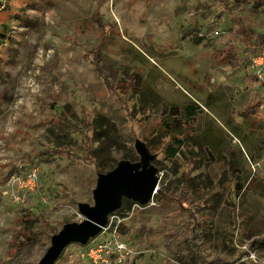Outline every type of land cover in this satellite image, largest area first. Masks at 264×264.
Returning a JSON list of instances; mask_svg holds the SVG:
<instances>
[{"label": "rangeland", "instance_id": "374dc122", "mask_svg": "<svg viewBox=\"0 0 264 264\" xmlns=\"http://www.w3.org/2000/svg\"><path fill=\"white\" fill-rule=\"evenodd\" d=\"M247 1L0 0V264H37L99 173L140 162L137 143L163 191L109 214L99 239L126 249L108 264H264V83L255 46L220 53L235 16L262 33ZM30 170L21 200L12 176ZM78 250L54 264H89Z\"/></svg>", "mask_w": 264, "mask_h": 264}, {"label": "water", "instance_id": "95a60500", "mask_svg": "<svg viewBox=\"0 0 264 264\" xmlns=\"http://www.w3.org/2000/svg\"><path fill=\"white\" fill-rule=\"evenodd\" d=\"M136 149L140 162L121 160L106 173H99L93 191L94 205H80L85 219L79 223H67L51 236L50 246L37 264H54L69 244H85L96 236L107 223L109 214L116 211L124 198L139 205L147 204L158 192L157 169L150 164L153 156L142 144Z\"/></svg>", "mask_w": 264, "mask_h": 264}, {"label": "built area", "instance_id": "2783aa9c", "mask_svg": "<svg viewBox=\"0 0 264 264\" xmlns=\"http://www.w3.org/2000/svg\"><path fill=\"white\" fill-rule=\"evenodd\" d=\"M262 35L264 36V29L262 30ZM248 68L257 81L264 83V41L258 51L249 57ZM251 166L255 167L254 164ZM12 178L16 180L18 190L21 191L18 196L21 200H24L38 188L39 178L36 170L26 171L21 176L13 175ZM152 203L153 198L147 204ZM109 225L108 216L107 223L101 227L100 232L96 236L90 238L85 244L76 243L79 247V255L88 261L89 264H108L110 255L113 253L118 257L117 261H120L123 257V252L126 249L124 243L115 240L112 248H110L105 241L99 239L102 234L108 231Z\"/></svg>", "mask_w": 264, "mask_h": 264}, {"label": "trees", "instance_id": "16d2710c", "mask_svg": "<svg viewBox=\"0 0 264 264\" xmlns=\"http://www.w3.org/2000/svg\"><path fill=\"white\" fill-rule=\"evenodd\" d=\"M223 1V0H221ZM247 4H249V8L255 10L256 8H259V6L264 5V0H249L247 1ZM1 2H0V6H1ZM224 12V11H222ZM233 21V28L230 29L229 34H228V40H227V45L224 46L222 52L223 56L226 57V59H230V51L233 52V57L234 60L237 62V58L238 55L236 56V52L240 53V48L242 47V44H244L243 46L245 47V49L249 50V46H251V44L253 46H255L252 50V53L255 54L258 49L261 47L263 41H264V36L262 35V33L256 31V29L253 27V22L251 21L249 15H238L232 18ZM253 42V43H252ZM219 53V54H220ZM224 58V57H223ZM235 62V63H236ZM236 66V65H235ZM105 81L107 83H109V81L107 80V78H105ZM194 107L192 106H187L186 107V114L190 117L193 115L194 113ZM182 145L181 141H177V146L176 147H172V146H168L167 147V151L169 152L170 155L174 156L177 152H178V148ZM191 178H187L183 175L182 177V183L185 186H189L192 189V193L195 194V190H194V186L193 183H191ZM193 186V187H192ZM160 191L158 192V194L162 193V189H159ZM180 196H184L185 197V193H182L180 191ZM175 200H177V202L179 204H181L182 202L180 201L179 198H176ZM135 202L124 198L122 200V203L120 205V207L117 209V211L120 212H127L130 210L131 204H133ZM21 213H22V220H25L26 216H30V218L33 219L34 214L29 211V209H25L22 208L21 209ZM194 246L197 247V245L194 243ZM64 251V249H63ZM63 251L61 252V254L63 253ZM60 254V255H61ZM197 256V264H214L217 263L218 261H220L219 259H214L212 261H205L203 259V257H201L200 254H198V252L195 254Z\"/></svg>", "mask_w": 264, "mask_h": 264}]
</instances>
